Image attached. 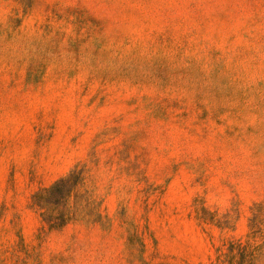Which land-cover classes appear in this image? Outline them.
Instances as JSON below:
<instances>
[{
	"label": "rangeland",
	"instance_id": "rangeland-1",
	"mask_svg": "<svg viewBox=\"0 0 264 264\" xmlns=\"http://www.w3.org/2000/svg\"><path fill=\"white\" fill-rule=\"evenodd\" d=\"M0 264H264V0H0Z\"/></svg>",
	"mask_w": 264,
	"mask_h": 264
},
{
	"label": "trees",
	"instance_id": "trees-1",
	"mask_svg": "<svg viewBox=\"0 0 264 264\" xmlns=\"http://www.w3.org/2000/svg\"><path fill=\"white\" fill-rule=\"evenodd\" d=\"M78 182L77 177L74 176V172L70 173L66 177H63L56 181L52 186L46 189L49 194L60 195L61 197H67L70 195L71 190L76 186ZM36 204L43 206L47 204L46 199H37ZM65 222H60V225L63 226Z\"/></svg>",
	"mask_w": 264,
	"mask_h": 264
}]
</instances>
